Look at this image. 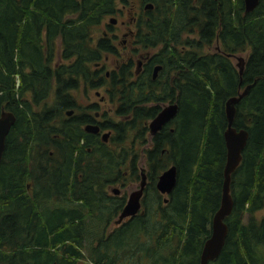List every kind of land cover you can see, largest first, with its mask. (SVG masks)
<instances>
[{"label":"trees","instance_id":"obj_1","mask_svg":"<svg viewBox=\"0 0 264 264\" xmlns=\"http://www.w3.org/2000/svg\"><path fill=\"white\" fill-rule=\"evenodd\" d=\"M140 1L152 8L135 20V39L155 49L134 88L119 96L136 105L138 123L158 110L145 107L158 102L155 96L175 99L172 130L151 138L147 157L152 181L170 163L176 184L165 204L152 188L147 210L114 224L118 200L104 187L122 178L131 152L112 149L114 139L96 143L79 127L85 120L63 111L79 80L99 78L92 63L114 53L102 37L93 43L91 33L125 1L0 0V111L15 116L0 159V264H198L220 200L223 102L238 84L224 54L249 48L245 76L264 75V0L248 13L242 0ZM154 63L162 67L150 80ZM119 68L110 72L114 82L128 77L126 65ZM248 96V148L230 176L223 246L207 264H258L264 252V217L252 218L264 205V78ZM126 172L131 176V167Z\"/></svg>","mask_w":264,"mask_h":264},{"label":"flooded vegetation","instance_id":"obj_2","mask_svg":"<svg viewBox=\"0 0 264 264\" xmlns=\"http://www.w3.org/2000/svg\"><path fill=\"white\" fill-rule=\"evenodd\" d=\"M136 3H137V6L139 5L140 11L143 10L142 7L145 3H142L140 0H136ZM242 5H243V0H242ZM251 11H249V12H251ZM243 12L248 13V12L244 11V5H243ZM138 16H140V13L138 15H133V14L131 15L130 14L128 16V18L126 20V25H125L126 31L122 32V34H121V36H122V39L120 41L121 46L126 45L127 40L128 39L130 40V41L128 40L129 41L128 45H127L128 50L125 47V48H123V51L121 53H119L118 50L116 49V46L113 45L112 46V49L114 50L113 54L112 53H103L102 59L97 60L96 62L92 63V65H91L92 71H96L98 73L99 78L91 79V81H83V80L78 81L77 89L79 87H81L84 94L86 93L87 90L95 89L94 96L97 97L98 100L91 101L90 103L81 106L79 103H77L75 101V98L72 95V91L76 90V89L70 90L68 93H69L70 99L72 101V105L68 108H65L63 113H64V116L68 117V118L79 116L80 118L85 120L86 122L84 121L82 124H79V127L82 129V131L84 133L90 134L92 136V138L95 139L96 143L101 142V143H104L106 145H109L110 140L114 139V144H110V145H113L111 147L112 149H118V146L121 145L122 143H126L128 145V149L130 150L131 155L129 158H127L128 160H123V165L128 166V168L131 167V179L134 180V182L136 181L135 187H133V184L131 183V187H132L131 192L138 189L139 182L141 179L140 173L142 171V173L144 175V184H143V188L141 191V196L139 198L138 210H147L145 205H144V200L147 197V193L149 190L154 188L156 190V193L158 194L159 201L157 203L159 205L165 204L169 198V194L171 193V191L173 190V188L175 187V184H176V169H175V183H174L172 189L170 190V192L169 193H161L157 190L156 182L158 179V175L162 171L167 169L168 167L174 166V164L169 163L167 165V167L165 169H163L162 171H160L157 174V176L154 178V180L152 181V179L150 178V176L148 174L149 160L147 157V150L150 149L151 138L155 134L162 131L163 128H167L169 131L172 130L171 121L176 115L178 106H177V103H176L174 98L168 99V98H165L164 96H155L154 99L157 100L158 102L157 103L150 102V101L146 102L145 107L148 108L151 105H155V107L158 108V110L156 111L154 116H152L151 118L146 119L145 121H142L141 123H138L137 120H135V119L133 120V118L135 117L136 112H137L136 111L137 110L136 105L124 104L123 102L120 101L119 93H121L124 90H130L132 87L134 88L135 83L139 80L136 77L138 76V74L140 73L141 70L145 69L144 65L150 61V59L152 58V55H153V51L155 49V48L154 49H152V48H144L143 49L137 44V41L135 39V35H136L135 20L138 18ZM116 21H117V19L115 18V22L113 24H108V23L106 24L105 23L106 29L102 30L99 38L102 37L103 39H106L107 42H110V44H111V40H112L111 36L114 39V37H116V35H117V34H112V32H110V30L111 31L114 30V26H115ZM124 24H125V21L121 20L120 25L123 26ZM128 25L133 26L134 30L129 28ZM99 38L96 39V41L93 43H96L99 40ZM217 44H215L212 47V50H214L216 52H218V51L220 52L219 46ZM123 52H125L126 55H124ZM248 53H249V48H246L244 51L239 52V53H235V54H231V53H225L224 54L227 58H229V60H231L232 58H235L238 54H244V56H239L243 59L242 68H241L240 73L238 72V67L235 65L237 63V60L235 59L236 60L235 63L232 62V65L234 66L236 73H237L238 84H237L236 93L234 95H231V96H236L238 93L242 92L245 89H246V91H245L244 95H242L240 97V99L234 104V115H233V119L231 122V127H233L235 130H239V129L244 130L246 132V139H245L244 146H243L241 153H240V161H239L238 165L235 167V169L231 172V174L239 166V164L241 162V155H242L243 150H246L248 148V141H249V134H250L249 133V127L251 126V116H249V114L247 113V109H245L244 106L248 102L247 99L249 97L248 95H250V93H251V88L255 85L256 81L259 78H264V75L253 76L251 78H248L247 76H245V74H244L245 60L247 59ZM109 58L112 59L111 67L109 69H104L106 62L109 61ZM120 64L126 65L128 77L126 79H122V80L118 79L114 82L110 79V72L116 71L117 73L120 74V71H119ZM137 65H138V68H137ZM157 65L159 66V69L156 72V76L154 78H151L153 68ZM161 67H162L161 64H158V63H154V64H151L148 66L147 71L149 73L150 80L156 79V77L159 74V71H161ZM136 68H137V72H136ZM102 75H103V77H102ZM111 81L116 83L117 85L111 83ZM161 82L164 83L166 81L161 80ZM124 83L127 85V87H124L122 85ZM129 86H131V88ZM156 88L158 89V86ZM157 89H155L156 94L158 93ZM97 90H99V91H97ZM100 92H102V94H100ZM117 93H118V95H116ZM231 96H228L227 98H229ZM225 100L223 102V114H224V119H225V126H224V129H223L222 134H221L222 140H223V132H224V130L226 128V124H227L226 118H225V113H224ZM106 102L109 103L108 110H111V113L115 117V119H113L111 117H106V114H105L106 112L99 113V111L97 110L100 107L99 105L104 104ZM168 104H175L176 105L175 114L169 120H167L165 123H163L161 125V127L155 133L151 134L149 132V128H148L149 122L155 117V115L164 106H166ZM238 106H240V107L238 108ZM134 110H135V115H134ZM67 111H71V113L69 115H67L66 114ZM238 111H239V116H238L239 126H235L234 125V119L236 118V114ZM85 124L96 125L98 127V132L90 133V132L84 131L83 126ZM105 132H107L108 135H107L106 139L103 140V138L101 137V134L105 133ZM223 144H224V141H223ZM224 149H225V146H224ZM139 156L143 158V161H144L143 166H141L139 164V161L137 160V158ZM224 159H225V155H224ZM222 168H223V166H222ZM231 174H230V176H231ZM122 178H123V175H122ZM119 181L120 180L114 181L111 185L116 184ZM229 185H230V181H229ZM120 186L123 187V183H120ZM110 192L112 193V197H114L118 200L117 201V204L119 206L118 210H121V208L123 207V205L126 201L127 196L124 198V196L119 195V188H117V187L110 188ZM229 195H230V189H229ZM258 210H264V205L261 208L257 209V211Z\"/></svg>","mask_w":264,"mask_h":264},{"label":"water","instance_id":"obj_3","mask_svg":"<svg viewBox=\"0 0 264 264\" xmlns=\"http://www.w3.org/2000/svg\"><path fill=\"white\" fill-rule=\"evenodd\" d=\"M259 0H243L244 11L249 12L255 8ZM143 10H148L152 8L150 3H145L143 5ZM115 18L110 16L107 20L108 24H113ZM235 59L238 67V72H241L243 59L236 56ZM139 64V63H138ZM138 68V65H137ZM136 68V72H137ZM159 66H155L152 71L151 78L156 76V72ZM246 89L238 93L236 96H231L225 100L224 103V113L226 118V128L223 132V141L225 146V159L222 168V182L220 188V201L218 208L214 211L210 219L209 234L207 238L202 243L198 264H207L209 261L214 260L224 243V238L226 235L227 227L224 222V218L228 216L231 212L232 201L229 195V181L230 174L235 169L240 161V153L244 146L246 139V132L242 129L235 130L231 127V122L234 115V104L244 95ZM176 111L175 104H168L164 106L155 117L149 122L148 128L151 134L155 133L163 123L169 120ZM71 111H67L66 114L69 115ZM15 120L14 114L9 111L2 109L0 111V159L4 148L5 137L9 132V129L13 125ZM83 130L90 133L98 132V127L94 124H85ZM108 133H102L101 137L103 140L106 139ZM140 182L138 189L130 191L127 195L126 201L119 211L116 219L113 220L114 224H119L123 219L132 217L138 213L139 208V198L141 196V191L144 184V175L141 171ZM175 183V167L170 166L158 175L156 182V188L161 193H169Z\"/></svg>","mask_w":264,"mask_h":264},{"label":"rangeland","instance_id":"obj_4","mask_svg":"<svg viewBox=\"0 0 264 264\" xmlns=\"http://www.w3.org/2000/svg\"><path fill=\"white\" fill-rule=\"evenodd\" d=\"M124 1H125L124 3H122V2L116 3V10H121V11H119V12L116 11L113 15H110V16H113L117 19L115 26H114V30H112V31L110 30V32H112V34H117L116 37H114V39L111 36V38H112L111 44L116 46V49L118 50L119 53H121L123 51V48H125V47L128 50L127 45H128V42L130 41L128 38L127 39L129 41L127 40L126 45L121 46V44H120V41L122 39L121 34H122V32L126 31L125 25H126V20H127L128 16L130 14L131 15L132 14L138 15L140 13L139 5L137 6L136 0H124ZM108 17L109 16H106L105 18H103L101 23L97 27H95V29L91 33L93 42H95L96 39H98L100 37L102 30L106 29L105 23L107 24V20H108L107 18ZM121 20L125 21V24L123 26L120 25ZM128 26H129V28L134 30L133 26H130V25H128ZM208 51H211V48ZM123 53H124V55H126L125 52H123ZM237 56H244V54H238ZM231 62L235 63L236 62L235 58H232ZM111 63H112V59L109 58V61L106 62L104 69H109L111 67ZM94 91H95V89H90V90H87L86 93L84 94L81 87H79L78 89L72 91V95L75 98V101L77 103H79L81 106H83V105L90 103L91 101L98 100V98L94 96ZM97 91H99V90H97ZM100 94H102V92H100ZM51 99H52L51 96H49L47 98V100H46L47 104L51 103ZM99 106L100 107L97 109L99 111V113L106 112L105 113L106 117H111V118L115 119V117L111 113V110H108V106H109L108 102L101 104ZM121 146L124 147L125 149L128 148V145L126 143H122ZM137 160L139 161V164L141 166L144 165V161H143L142 157L139 156L137 158ZM121 171L123 172L122 173L123 178L120 177L119 178L120 181L118 183L113 184V185L109 184V185H106L104 187L105 192L109 196H112V193L110 192V188L117 187V188H119V195L124 196V198H125L127 196V194L131 191V188H132L131 183L133 184V187L136 186V181L134 182V180L131 179V176H129V174H127V172H126V171H128V167L126 165L122 166ZM120 183H123V187L120 186ZM262 217H264V210H258L252 214V218L255 221L260 220ZM115 219H116V217H115ZM115 219H113V220H115ZM248 219H249V217L247 215H244L242 217L241 221H242V223H246ZM124 220L125 219H123V221ZM114 226L115 225L112 224V220H111V223L106 227L105 233L110 231L112 229V227H114ZM258 264H264V252H262V255H260V261Z\"/></svg>","mask_w":264,"mask_h":264}]
</instances>
